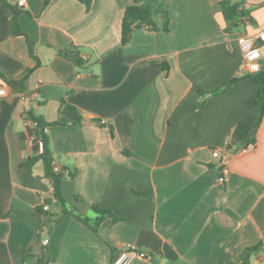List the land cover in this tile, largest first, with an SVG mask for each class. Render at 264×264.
<instances>
[{
	"label": "crops",
	"instance_id": "1",
	"mask_svg": "<svg viewBox=\"0 0 264 264\" xmlns=\"http://www.w3.org/2000/svg\"><path fill=\"white\" fill-rule=\"evenodd\" d=\"M162 1L170 31L139 28L123 44L132 0H92L89 9L8 0L37 61L0 2V86L9 91L0 100V264H112L130 245L147 253L131 264H264V116L250 131L254 149L234 136L238 123L259 118V85L239 69V37L264 29V0H244L254 23L233 33L220 0ZM70 45L81 47L85 66L59 54ZM64 99L81 123L61 112ZM30 110L50 123L55 164L75 172L62 184L67 207L90 219L94 206L112 212L99 233L70 214L58 218L42 161L22 166L34 152ZM217 148L230 154L224 182Z\"/></svg>",
	"mask_w": 264,
	"mask_h": 264
},
{
	"label": "trees",
	"instance_id": "2",
	"mask_svg": "<svg viewBox=\"0 0 264 264\" xmlns=\"http://www.w3.org/2000/svg\"><path fill=\"white\" fill-rule=\"evenodd\" d=\"M78 1L83 3L87 9H89L92 4V0ZM0 2L3 6L14 10V15L12 18L13 34L16 36H26L22 32L19 24L20 10L16 6L9 3L8 0H0ZM49 2L50 0H45L44 5H48ZM218 8L223 13L226 22L225 30L228 33H233L248 23H254V20L250 14L251 10L245 7L244 0H220L218 3ZM139 28H147L152 31H170V18L168 15V10L162 0H132V3L126 7L122 22V43H128L133 32ZM26 39L29 54L35 61H37V56L35 53L36 44L27 36ZM58 52L62 57L72 61L77 65L85 66L86 64L81 57V47L79 46L70 45L65 49H59ZM152 64L156 67L162 68L163 70H169V64L165 61L153 60ZM31 71L32 69H29L26 74H29ZM0 78L6 81L5 74L2 71H0ZM243 78L250 79L259 85L256 96V106L259 109L258 121L253 126H250L244 122H240L237 124L234 131V136L237 137L240 142L248 145L249 143H254V137L250 136V131L253 127H258L260 125L264 116V68L259 69L255 73H249ZM235 80L237 79L230 81L228 84L233 83ZM60 110L69 117L73 125L81 123V116L79 115L76 107L70 104L66 99L62 100ZM26 119H30L34 123L33 127L27 128L30 137L33 138L34 152L31 157L24 160L22 166L31 170L36 162L42 161L45 175L51 180L52 183L53 197L60 203L62 207L61 214L58 218H61L66 214H70L76 217L80 222H82L94 232L99 233V228L103 217L107 214H112V212L110 210H103L97 206H94L97 216L95 219H90L87 217H82L76 212V210L67 207V201L62 191V184L66 175L74 177L75 172L68 171L66 168L61 169L59 172L54 170V166L56 164L50 149L49 136L46 132H44V128L50 126V123L46 122L42 116L34 114L31 110L27 112ZM55 124H57V122ZM40 141L43 143L42 151L39 147ZM257 250L258 247L248 249L242 256L243 260H246L252 252H256Z\"/></svg>",
	"mask_w": 264,
	"mask_h": 264
},
{
	"label": "built area",
	"instance_id": "3",
	"mask_svg": "<svg viewBox=\"0 0 264 264\" xmlns=\"http://www.w3.org/2000/svg\"><path fill=\"white\" fill-rule=\"evenodd\" d=\"M24 0H18L19 5H23ZM257 41L264 42V29L259 32V34L255 37L248 34H243L239 37V45L243 53V60L240 63V71L242 73H255L260 69V61L262 59V50ZM86 58V57H83ZM9 91L6 85L0 86V100L8 95ZM22 97L26 98L27 95L22 93ZM100 123L103 125L106 123V120L102 119ZM25 124L28 127H33L34 123L30 119H25ZM48 131V127L44 128V132ZM33 141V138H31ZM40 150L43 149V143L39 142ZM255 148L254 143H249L244 147L246 150H251ZM213 156L219 161V168L221 170L220 181H226L230 168V154L227 149H214ZM54 170L59 172L61 168L58 165L54 166ZM53 188V187H52ZM43 209L45 211L49 210V206L44 205ZM43 245L48 244V239L45 238L42 240ZM137 257L146 258L147 253L144 251L138 250L134 246H127L120 251H118L113 260L112 264H131Z\"/></svg>",
	"mask_w": 264,
	"mask_h": 264
},
{
	"label": "water",
	"instance_id": "4",
	"mask_svg": "<svg viewBox=\"0 0 264 264\" xmlns=\"http://www.w3.org/2000/svg\"><path fill=\"white\" fill-rule=\"evenodd\" d=\"M252 132H254V130L252 131ZM238 139H237V137H236V141H237ZM236 143V142H235Z\"/></svg>",
	"mask_w": 264,
	"mask_h": 264
}]
</instances>
